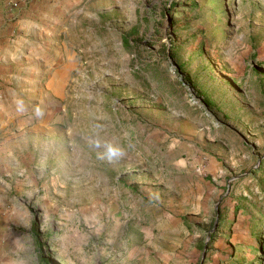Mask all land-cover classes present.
I'll return each instance as SVG.
<instances>
[{"label":"rangeland","instance_id":"rangeland-1","mask_svg":"<svg viewBox=\"0 0 264 264\" xmlns=\"http://www.w3.org/2000/svg\"><path fill=\"white\" fill-rule=\"evenodd\" d=\"M42 13L0 16V264H264V0Z\"/></svg>","mask_w":264,"mask_h":264},{"label":"crops","instance_id":"crops-1","mask_svg":"<svg viewBox=\"0 0 264 264\" xmlns=\"http://www.w3.org/2000/svg\"><path fill=\"white\" fill-rule=\"evenodd\" d=\"M12 1H17L16 7L13 10L10 6ZM56 1L57 0H0V16H16L17 14L19 18L17 22L20 20H26V23L23 24V27H25V29H29V27L32 25H39L40 20L44 18L42 6L47 2L48 4H54ZM51 9L54 10V6H52ZM6 11L9 13L6 14ZM23 16H26L25 19H23Z\"/></svg>","mask_w":264,"mask_h":264},{"label":"built area","instance_id":"built-area-1","mask_svg":"<svg viewBox=\"0 0 264 264\" xmlns=\"http://www.w3.org/2000/svg\"><path fill=\"white\" fill-rule=\"evenodd\" d=\"M16 2L15 1H12L11 3H10V6L11 7H14V6H16ZM194 96H190V99H192L193 101H195L196 103L198 102V100L200 99V97L199 96H197L196 98H195V100H194ZM213 125H216V122H213L212 123Z\"/></svg>","mask_w":264,"mask_h":264},{"label":"trees","instance_id":"trees-1","mask_svg":"<svg viewBox=\"0 0 264 264\" xmlns=\"http://www.w3.org/2000/svg\"><path fill=\"white\" fill-rule=\"evenodd\" d=\"M121 42L123 45H125V47H127V48L129 47L128 40L124 34L121 36Z\"/></svg>","mask_w":264,"mask_h":264}]
</instances>
